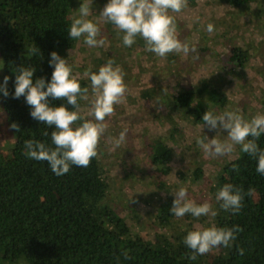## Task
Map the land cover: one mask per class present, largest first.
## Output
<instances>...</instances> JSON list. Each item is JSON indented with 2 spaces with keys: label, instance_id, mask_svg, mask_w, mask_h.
<instances>
[{
  "label": "trees",
  "instance_id": "obj_1",
  "mask_svg": "<svg viewBox=\"0 0 264 264\" xmlns=\"http://www.w3.org/2000/svg\"><path fill=\"white\" fill-rule=\"evenodd\" d=\"M217 1L232 7L255 2L264 6V0ZM76 5L77 0H0V84L4 76L9 77V96L0 94V106L13 136L10 148L0 153V264H264V175L256 171L257 158L241 152L240 146L237 155L220 167L216 193L227 183L241 188L245 193L243 207L239 214H233L220 209L215 200L217 215L208 227L238 225L243 231L237 233L231 248L220 247L213 250L212 256L205 254L195 260L188 258L191 250L184 244L187 232L194 230L191 224L180 231L176 241L162 237L161 244L150 242L104 203L107 182L97 157L86 168L73 165L68 173L57 176L46 161L25 156V140L51 145L55 129L31 117V106L24 97L13 98L16 69L33 66V82L41 77L46 83L50 81V53L55 51L66 59L73 47L68 29ZM34 46L39 50L36 55L29 52ZM227 52L230 64L242 68L248 57L246 49L234 45ZM100 66L89 69L98 72ZM81 76L76 77L81 87H89L90 79ZM146 96L148 92H141V97ZM262 97L264 114V88ZM226 99L225 91L203 80L169 95V105L173 110H182L194 123H202L204 112L223 106ZM49 102L75 110L66 100L49 98ZM12 124L20 131L16 132ZM171 129L176 133L174 123ZM152 142L148 146L149 165L166 172L172 150L161 138ZM257 143L264 149V135ZM201 174L200 167L193 169L194 179ZM174 199L162 197L157 205L155 223L159 226L167 225L174 216L170 212ZM238 248L244 249L243 255L238 254ZM124 252L130 259H124Z\"/></svg>",
  "mask_w": 264,
  "mask_h": 264
},
{
  "label": "rangeland",
  "instance_id": "obj_2",
  "mask_svg": "<svg viewBox=\"0 0 264 264\" xmlns=\"http://www.w3.org/2000/svg\"><path fill=\"white\" fill-rule=\"evenodd\" d=\"M81 2L77 0L74 15ZM107 2L93 0L89 18L98 22L109 43L104 47L89 48L81 37L74 40L66 58L76 77L95 65H104L108 59H114L126 73V101L115 106L114 116L106 117L108 129L98 146L97 160L107 182L103 201L144 239L159 244L162 237L176 241L180 231L189 228V224L194 228L208 227L212 217L173 216L167 225L159 226L155 216L161 198H175L173 192L184 186L190 199L198 204L208 201L216 208L214 194L219 169L226 160L237 155L239 147L237 145L231 155L206 157L196 144V137L205 135L211 139L218 135L224 139L227 133L209 131L207 127L201 130L204 122L194 123L182 110L170 108L169 95L190 89L204 80L227 95L225 104L211 107V111L222 113L239 109L247 119L262 114L264 6L261 7L259 2L232 7L217 0H188L187 8L171 14L177 21L179 39L198 49L199 59H194L193 53L157 57L145 51V42L140 37L131 47L124 46V33H118L114 25L99 17ZM208 23L214 25L212 34L205 30ZM234 45L243 46L248 53L242 68L234 67L228 61L227 50ZM81 77L85 78V75ZM143 91L149 96L141 97ZM89 107L88 102L80 101L82 115ZM80 123L82 121H77L74 127ZM172 123L176 133L172 132ZM124 129H127L126 142L113 151L108 138L118 137ZM156 138H161L172 150L166 172L149 165L148 146ZM12 142L13 136L5 125L0 106V153H5ZM195 167H200L202 172L198 179L192 176ZM212 255L213 251L207 254L208 257Z\"/></svg>",
  "mask_w": 264,
  "mask_h": 264
},
{
  "label": "clouds",
  "instance_id": "obj_3",
  "mask_svg": "<svg viewBox=\"0 0 264 264\" xmlns=\"http://www.w3.org/2000/svg\"><path fill=\"white\" fill-rule=\"evenodd\" d=\"M92 4L93 0H82L77 14L70 17L68 36L73 40L83 37L84 44L89 48L104 47L109 42L102 35L98 22L89 18L92 15ZM187 7L188 0H108L99 17L103 22L114 25L118 33H124L122 43L126 47H131L137 37H140L145 42V51L152 52L157 57L165 58L171 53H183L185 56L193 53L194 59H199L196 46L179 39L177 21L171 14L180 13ZM196 20L198 21L199 17ZM205 30L212 34L214 25L208 23ZM29 52L36 55L39 50L34 46ZM48 63L53 67V72L47 83L43 77L33 82L35 67H18L12 96L14 99L24 97L27 105L31 106V117L55 129L51 132V145L33 139L25 140V156L36 161H46L52 172L61 176L68 173L73 165L88 167L91 160L98 156L100 140L108 129L106 117L115 115V106L126 101L128 89L124 82L126 73L114 59H108L99 67L98 72L89 69L84 73L90 79V88L81 87L67 59L61 58L55 51L50 53ZM8 80L9 77L4 76L3 83L0 84V94L5 98L9 96ZM49 98L66 100L67 105L75 110H69L63 103L53 106ZM79 101L90 104L86 114H81ZM202 120L204 123L201 130L207 127L209 131L220 133L223 130L227 133L224 139L218 135L211 139L205 135L196 137V144L206 157L214 159L231 155L238 145L241 152L257 158L256 171L264 175V149L257 143L264 135V114L257 113L247 119L239 109L225 110L222 113L209 110L204 112ZM77 121L82 123L74 127ZM11 127L16 132L20 131L16 124ZM43 134L48 135L47 132ZM126 138L127 129L122 130L118 137L110 136L108 140L112 150L124 144ZM233 169L239 171L235 164ZM173 194L175 199L172 201L170 212L176 218H183L186 214L194 218L217 215V210L208 201L198 204L190 199L184 186ZM244 199L243 190L231 183L224 184L215 196L220 209L230 210L233 214L240 213ZM241 231L243 229L238 225L196 226L194 230L188 231L184 238V244L191 250L188 258L195 260L197 256L208 254L220 247L231 248L237 233ZM237 252L243 255L244 249L238 248ZM123 256L124 259H130L127 252H124Z\"/></svg>",
  "mask_w": 264,
  "mask_h": 264
}]
</instances>
